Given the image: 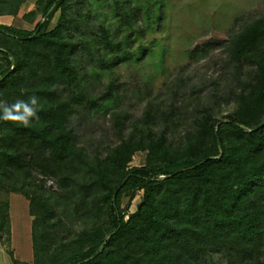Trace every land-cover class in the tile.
<instances>
[{
  "label": "trees",
  "instance_id": "trees-1",
  "mask_svg": "<svg viewBox=\"0 0 264 264\" xmlns=\"http://www.w3.org/2000/svg\"><path fill=\"white\" fill-rule=\"evenodd\" d=\"M25 2L0 0V16L18 15ZM166 7L37 0L22 15L32 30L0 25V100L39 97L38 119L27 126L0 120V187L29 202L32 264H264V15L225 43L232 63L255 72L222 120H197L178 148L164 136L131 137L90 161L76 146L70 119L120 96L113 70L163 48ZM215 44L196 45L189 57ZM95 82L103 86L97 94ZM136 152H147L148 165L127 168ZM135 189L140 202L126 214L120 199ZM71 201L88 229L63 237L56 207ZM0 244L12 264H30L12 255L10 204L1 197Z\"/></svg>",
  "mask_w": 264,
  "mask_h": 264
},
{
  "label": "rangeland",
  "instance_id": "rangeland-1",
  "mask_svg": "<svg viewBox=\"0 0 264 264\" xmlns=\"http://www.w3.org/2000/svg\"><path fill=\"white\" fill-rule=\"evenodd\" d=\"M36 1L27 0L16 16H0V25L32 30L33 26L24 22L22 15L29 12ZM165 3L163 32L157 35L163 48L145 55L137 63H123L113 70L114 78L122 84L116 102L70 119V126L76 131V146L90 161L103 160L109 150L131 137L138 141L164 136L168 145L183 146L186 136L195 131L197 120L207 116L222 120L230 113L234 108V94L254 75L253 66H236L231 62L225 43L245 22L264 15V0H165ZM58 18L59 12L53 16L47 30L57 24ZM206 41L216 44L203 57L191 59L189 51ZM160 52L161 57L157 54ZM92 87L95 94L103 89L97 82ZM148 116L150 120L146 123ZM146 165L147 152H136L126 166ZM48 187L54 189L52 182L46 184ZM141 194L137 189L124 193L120 199L122 211L134 213ZM0 197L10 204L12 255L18 261L32 264L29 202L1 187ZM56 209L63 221L60 230L63 237H69L67 231L70 230L80 233L88 229L79 220L83 212L75 214L72 201L61 202ZM214 260L216 264H223ZM11 262L0 244V264Z\"/></svg>",
  "mask_w": 264,
  "mask_h": 264
},
{
  "label": "clouds",
  "instance_id": "clouds-1",
  "mask_svg": "<svg viewBox=\"0 0 264 264\" xmlns=\"http://www.w3.org/2000/svg\"><path fill=\"white\" fill-rule=\"evenodd\" d=\"M38 106L39 97L35 95L29 96L27 100L17 99L12 104H8L5 100H0V120L27 126L32 119H38Z\"/></svg>",
  "mask_w": 264,
  "mask_h": 264
},
{
  "label": "crops",
  "instance_id": "crops-1",
  "mask_svg": "<svg viewBox=\"0 0 264 264\" xmlns=\"http://www.w3.org/2000/svg\"><path fill=\"white\" fill-rule=\"evenodd\" d=\"M29 216V215H28ZM30 218V217H29ZM30 229H31V222H30ZM31 231V230H30ZM30 238H31V233H30ZM32 248V247H31ZM12 250V249H11ZM18 260V259H16ZM12 263V262H11Z\"/></svg>",
  "mask_w": 264,
  "mask_h": 264
}]
</instances>
